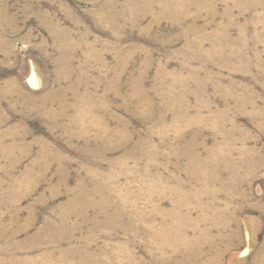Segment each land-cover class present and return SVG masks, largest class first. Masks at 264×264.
Returning a JSON list of instances; mask_svg holds the SVG:
<instances>
[{
  "label": "rangeland",
  "instance_id": "374dc122",
  "mask_svg": "<svg viewBox=\"0 0 264 264\" xmlns=\"http://www.w3.org/2000/svg\"><path fill=\"white\" fill-rule=\"evenodd\" d=\"M129 258L264 264V0H0V264Z\"/></svg>",
  "mask_w": 264,
  "mask_h": 264
},
{
  "label": "bare ground",
  "instance_id": "6f19581e",
  "mask_svg": "<svg viewBox=\"0 0 264 264\" xmlns=\"http://www.w3.org/2000/svg\"><path fill=\"white\" fill-rule=\"evenodd\" d=\"M33 77H30V80H32ZM194 162L196 163V165L198 166L199 170L201 172H204V162H202L201 160H199L198 158H194ZM212 162V161H211ZM210 163V162H209ZM207 176V175H206ZM204 179V178H203ZM206 180V179H205ZM209 183V182H208ZM104 189H108V186L105 185V182H102L101 184H96V188L94 190V192L92 193L93 196L96 195L98 196V199L95 201L94 199L90 198L89 195L86 193L85 194H74L73 199L75 200L74 203L79 202L78 205V209H79V213H81L83 219H87L86 218V213L87 210L90 208H95L98 210V212L102 215L105 216V220L106 222H110V203H111V199L110 196H104L102 195V192ZM180 190V189H179ZM194 190V189H193ZM172 191V189H171ZM175 191V190H174ZM196 191V190H195ZM177 192V191H176ZM183 193V192H182ZM181 193V194H182ZM198 194V193H197ZM192 195V194H191ZM164 196V195H163ZM179 197V196H178ZM186 197V195H185ZM188 197H190V195H188ZM193 197V196H192ZM198 198V197H196ZM184 199V197H183ZM171 200V199H169ZM178 201V200H177ZM182 201V200H181ZM190 201V199H189ZM190 203V202H189ZM187 200H184L182 202H176L173 201L171 208L170 209H163L160 206H155V212L161 216L162 222H163V230L160 233L164 235V237L166 238V243H168L170 246H173L175 248V250L178 248L177 247V239L180 240V242L185 245L184 247H193L195 245H200L201 243H203L205 241V239L207 238L206 236V231H204L203 229H198V227H196L197 229V234L196 237L194 238V240L189 239V237L186 236V229H188L189 225H194L196 226V223L193 222L191 215H190V205H189ZM210 203V202H209ZM218 203V202H217ZM205 204V203H204ZM202 204L199 205V207L197 206L198 209L203 210L204 208L201 206ZM208 205V204H207ZM227 208V207H226ZM120 209H117L116 211L117 214L116 217L120 216ZM194 209V208H193ZM209 209L212 210V216L208 217L206 215H203V217L201 219H203L204 221H206L209 225H217V226H224L227 225L229 222V218L225 217L224 213L227 212V209H222L219 210L220 207L217 209V206H214L211 204V206L209 205ZM184 210V212H183ZM127 211V210H126ZM129 211V210H128ZM204 211V210H203ZM228 213V212H227ZM204 214V213H202ZM210 214V213H209ZM131 215H128L129 219H130ZM114 218V217H113ZM152 218V217H151ZM128 219V220H129ZM150 219V218H149ZM68 220V218H67ZM160 221V220H159ZM95 222V221H94ZM160 223V222H159ZM161 224V223H160ZM206 225V224H205ZM162 227V226H161ZM54 229H58V228H54ZM172 230L175 231V234L179 237L175 238L174 236H172ZM206 230V229H205ZM210 230V229H209ZM195 233V232H194ZM54 235V236H53ZM53 235H49L48 236V240H57L60 239L57 238L55 236V234ZM61 235V234H60ZM69 235V234H68ZM159 235V234H158ZM157 235V236H158ZM175 235V236H176ZM194 236V234H193ZM52 237V238H51ZM159 237V236H158ZM162 237V236H161ZM210 238V237H209ZM165 240V239H164ZM179 242V241H178ZM60 243V242H59ZM161 244V243H160ZM180 244V243H179ZM182 245V246H183ZM162 248V247H161ZM160 251V250H159ZM65 254V253H64ZM204 255V253H203ZM61 256H63V253H61ZM61 258V257H60ZM75 258V257H74ZM92 258V255L90 253L87 252L85 259L86 261L90 260ZM191 260V259H190ZM218 263V262H217ZM44 264H50V262H45ZM52 264V263H51ZM91 264V263H90ZM126 264H136V262L132 259L129 258ZM203 264V263H202Z\"/></svg>",
  "mask_w": 264,
  "mask_h": 264
}]
</instances>
